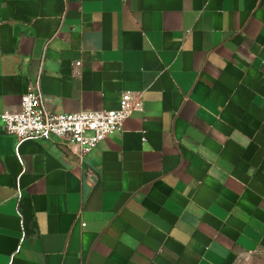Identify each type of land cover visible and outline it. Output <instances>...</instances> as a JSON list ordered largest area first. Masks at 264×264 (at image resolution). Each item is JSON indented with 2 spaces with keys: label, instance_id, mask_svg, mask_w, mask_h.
Returning <instances> with one entry per match:
<instances>
[{
  "label": "crops",
  "instance_id": "obj_1",
  "mask_svg": "<svg viewBox=\"0 0 264 264\" xmlns=\"http://www.w3.org/2000/svg\"><path fill=\"white\" fill-rule=\"evenodd\" d=\"M38 81L54 114L117 109L128 91L144 111L80 164L57 139L5 132ZM260 252L264 0H0V264Z\"/></svg>",
  "mask_w": 264,
  "mask_h": 264
},
{
  "label": "built area",
  "instance_id": "obj_2",
  "mask_svg": "<svg viewBox=\"0 0 264 264\" xmlns=\"http://www.w3.org/2000/svg\"><path fill=\"white\" fill-rule=\"evenodd\" d=\"M76 69L82 62H76ZM144 111L143 92H124L119 106L113 110L82 111L75 114H54L45 103L41 83L30 84L18 111L6 110L1 116L5 132L19 143L28 140L57 139L84 163L110 136L121 133L124 125L136 112ZM94 184L97 176L88 172ZM85 226V224H83Z\"/></svg>",
  "mask_w": 264,
  "mask_h": 264
},
{
  "label": "rangeland",
  "instance_id": "obj_3",
  "mask_svg": "<svg viewBox=\"0 0 264 264\" xmlns=\"http://www.w3.org/2000/svg\"><path fill=\"white\" fill-rule=\"evenodd\" d=\"M229 264H264V252L252 255H238Z\"/></svg>",
  "mask_w": 264,
  "mask_h": 264
}]
</instances>
